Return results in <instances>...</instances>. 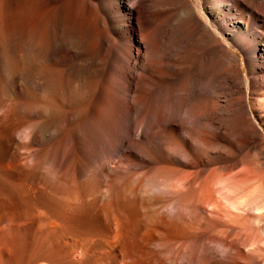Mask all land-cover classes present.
Masks as SVG:
<instances>
[{
	"label": "bare ground",
	"instance_id": "bare-ground-1",
	"mask_svg": "<svg viewBox=\"0 0 264 264\" xmlns=\"http://www.w3.org/2000/svg\"><path fill=\"white\" fill-rule=\"evenodd\" d=\"M254 118L264 0H0V264H264Z\"/></svg>",
	"mask_w": 264,
	"mask_h": 264
},
{
	"label": "rangeland",
	"instance_id": "rangeland-1",
	"mask_svg": "<svg viewBox=\"0 0 264 264\" xmlns=\"http://www.w3.org/2000/svg\"><path fill=\"white\" fill-rule=\"evenodd\" d=\"M246 74H247V70L245 68H243L242 75H243L244 78H246ZM247 90H246V92L249 93V91H247ZM254 121H255V124H256L257 128L260 131H264V124L258 118H254Z\"/></svg>",
	"mask_w": 264,
	"mask_h": 264
}]
</instances>
